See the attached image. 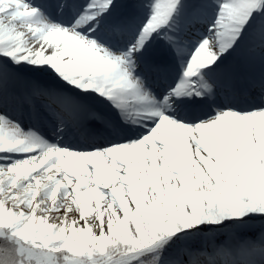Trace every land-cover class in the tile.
Wrapping results in <instances>:
<instances>
[{"label": "snow or ice", "instance_id": "obj_1", "mask_svg": "<svg viewBox=\"0 0 264 264\" xmlns=\"http://www.w3.org/2000/svg\"><path fill=\"white\" fill-rule=\"evenodd\" d=\"M0 264H264V0H0Z\"/></svg>", "mask_w": 264, "mask_h": 264}]
</instances>
